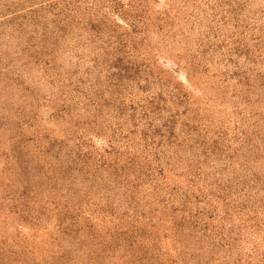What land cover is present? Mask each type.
Returning <instances> with one entry per match:
<instances>
[{
	"label": "rangeland",
	"instance_id": "1",
	"mask_svg": "<svg viewBox=\"0 0 264 264\" xmlns=\"http://www.w3.org/2000/svg\"><path fill=\"white\" fill-rule=\"evenodd\" d=\"M0 264H264V0H0Z\"/></svg>",
	"mask_w": 264,
	"mask_h": 264
}]
</instances>
